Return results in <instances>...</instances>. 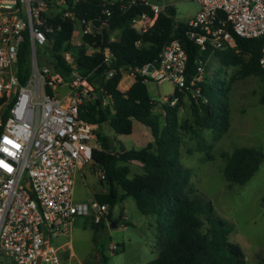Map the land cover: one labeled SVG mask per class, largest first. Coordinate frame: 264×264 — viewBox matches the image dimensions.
<instances>
[{
	"label": "trees",
	"instance_id": "1",
	"mask_svg": "<svg viewBox=\"0 0 264 264\" xmlns=\"http://www.w3.org/2000/svg\"><path fill=\"white\" fill-rule=\"evenodd\" d=\"M56 2V3H55ZM129 0H49L58 4L60 11L47 22L53 30L46 33L47 43L41 47L57 71L68 76L71 68L62 57L63 51H70L76 64V71L87 76L93 86V97L82 106V118L100 125L97 134L98 149L92 153L93 163L98 164L104 174L100 181H106L107 192L94 196L99 203L109 209L125 196L133 197L137 209L142 214L156 217L158 232V255L144 264H244L245 257L237 243L229 240L234 226L217 215L211 202L193 190L190 184V171L179 160L182 131L198 135L200 129H211L217 138L229 125L227 90L223 82L209 81L205 75L198 83L202 97L197 101L190 96L191 121L179 118V109L185 94L175 90L178 102L170 106L162 103L161 113H153L155 101L148 95L145 79L139 73L131 85L119 89L123 76L135 68L157 61L163 47L170 41L178 40L187 53L186 82L196 75L199 59L206 63L210 55L219 59L223 66L240 65L243 75H257L264 81V71L259 66L260 48L263 39L243 38L235 35V49L209 48L199 46L186 37L187 23L175 24V8L166 6L155 18L153 24L144 28L143 23H133L141 14L148 19L153 11L141 0L128 7ZM71 11L72 17H64ZM77 19L90 20L93 24L106 23L107 28L96 34L82 37L80 45H74L71 38ZM114 31L120 32L117 40H111ZM138 43V44H137ZM87 47L95 48L87 52ZM107 50L110 62L103 61V51ZM30 50L26 39L20 47L17 59V76L21 84L30 74ZM113 69L111 77L107 72ZM3 99L0 98V102ZM259 102L264 106V94ZM7 112L1 117L0 133ZM160 116L163 121H160ZM133 120L149 129L152 141L140 149H126L122 144L119 150L111 147L108 136L101 133L103 123H108L117 134H130ZM223 159L221 173L230 183L244 184L264 160V150L254 147H237L231 153L220 152ZM212 158V157H210ZM139 162L142 173L129 177L128 163ZM264 200V198H263ZM110 211L107 218H110ZM93 241L98 242L97 233L104 226L90 221ZM114 250V249H113ZM106 257L98 249L95 261L87 264H105Z\"/></svg>",
	"mask_w": 264,
	"mask_h": 264
},
{
	"label": "built area",
	"instance_id": "2",
	"mask_svg": "<svg viewBox=\"0 0 264 264\" xmlns=\"http://www.w3.org/2000/svg\"><path fill=\"white\" fill-rule=\"evenodd\" d=\"M135 1L129 0L128 7ZM141 1L153 11V17L141 14L133 23L142 22L147 28L166 6ZM194 1L200 10L187 22L186 37L201 51L235 49V35L260 37L263 42L258 62L264 71V0ZM49 6V0H0V123L7 112L0 133V252L8 258L6 264H87L67 243L53 246L50 239L69 234L79 217L99 223L109 212L107 204L94 198L89 203L74 198L76 176L93 162V150L99 148L100 125L80 115L83 104L93 97V86L87 76L76 71L70 51L62 52L71 68L68 76L61 75L47 55L45 64L39 65L36 48L47 43L46 33L53 30L47 25L55 16L48 14ZM63 16L73 14L65 11ZM77 25L81 38L108 27L86 19H77ZM26 39L30 74L21 84L17 59ZM103 61L110 62L107 50L103 51ZM148 65L125 76L134 80L139 73L157 83L168 80L179 92L192 88L195 101L200 97L206 101L198 85L203 80L205 62L197 61L196 75L187 84V53L178 40L163 47L149 71ZM112 74L110 69L106 78ZM177 102L178 96H173L164 103L173 106ZM100 178H104L103 173Z\"/></svg>",
	"mask_w": 264,
	"mask_h": 264
},
{
	"label": "rangeland",
	"instance_id": "3",
	"mask_svg": "<svg viewBox=\"0 0 264 264\" xmlns=\"http://www.w3.org/2000/svg\"><path fill=\"white\" fill-rule=\"evenodd\" d=\"M152 1L173 6L175 23H187L200 10V5L194 0ZM55 3L50 4L49 15H56L60 11ZM79 35L76 23L73 44H78ZM94 51L95 48L87 47V52ZM36 52L39 65L45 64L42 48L37 47ZM240 68V65L223 66L214 55L207 58L203 76L210 82L218 79L228 88V129L218 138L211 129H200L198 135L182 131L179 160L190 171L193 190L211 202L217 215L233 224L234 230L229 240L242 249L244 264H264V160L242 185L226 181L221 173L223 159L220 152L231 153L242 146L264 150V106L259 102L264 94V81L257 75H243ZM128 80L124 75L121 89ZM145 85L148 95L155 101L153 113H161L162 103L175 94V84L168 80L160 83L146 80ZM191 94H185L182 98L178 113L180 119H192L189 107ZM160 121H163L162 116ZM101 133L112 139L110 146L116 150L121 144L126 149H140L152 140L147 126L137 120H133L130 134L115 133L108 123L102 124ZM128 166L129 177L143 172L139 162H130ZM101 173L100 166L93 162L79 171L73 188L76 201L89 203L95 194L108 191L106 181H100ZM109 211L111 216L104 220V226L97 233V243L93 241L90 217L77 218L69 234L52 237L50 243L53 246L67 243V247L71 246L83 263H93L98 249L106 257L105 264H144L158 255L155 215L142 214L131 196L118 200ZM7 260L0 252V264H6Z\"/></svg>",
	"mask_w": 264,
	"mask_h": 264
},
{
	"label": "crops",
	"instance_id": "4",
	"mask_svg": "<svg viewBox=\"0 0 264 264\" xmlns=\"http://www.w3.org/2000/svg\"><path fill=\"white\" fill-rule=\"evenodd\" d=\"M80 33V32H79ZM110 37L112 38V37H114V38H112V39H114V40H117V39H119V37H120V32L119 31H115V32H113V34L112 35H110ZM74 38V33H73V37H72V39ZM81 33H80V35H79V41H78V43H80L81 42ZM127 79H129L128 80V82H127V84L125 83V87H123V89H127L130 85H131V83L133 82V80L132 79H130V78H128L127 76H125ZM123 80V79H122ZM122 82V81H121ZM121 82H120V84H121ZM119 84V89H121L120 88V85ZM122 90V89H121ZM152 141V140H151ZM151 141H149V142H151ZM140 164V163H139ZM140 166H141V164H140ZM59 245H65V242L64 243H61V244H59Z\"/></svg>",
	"mask_w": 264,
	"mask_h": 264
},
{
	"label": "water",
	"instance_id": "5",
	"mask_svg": "<svg viewBox=\"0 0 264 264\" xmlns=\"http://www.w3.org/2000/svg\"><path fill=\"white\" fill-rule=\"evenodd\" d=\"M153 64H154V61H152V62L149 63V65L147 67V70L148 71L152 69ZM111 140H112L111 138H108V142H109L110 145H111ZM26 187L28 188V183H26ZM112 224H115V222H113Z\"/></svg>",
	"mask_w": 264,
	"mask_h": 264
}]
</instances>
